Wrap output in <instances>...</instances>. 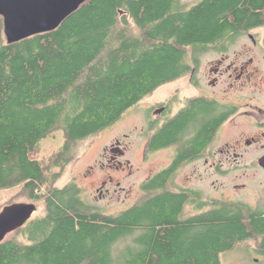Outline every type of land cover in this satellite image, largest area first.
I'll use <instances>...</instances> for the list:
<instances>
[{"label": "trees", "instance_id": "obj_1", "mask_svg": "<svg viewBox=\"0 0 264 264\" xmlns=\"http://www.w3.org/2000/svg\"><path fill=\"white\" fill-rule=\"evenodd\" d=\"M256 29L264 31V0H88L56 30L14 44L0 16V192L20 188L44 206L0 243V264H222L246 243L264 256V205L172 191L177 167L112 214L87 204L77 184L57 186L75 145L187 74L193 49ZM60 132L61 148L37 158L42 141Z\"/></svg>", "mask_w": 264, "mask_h": 264}, {"label": "flooded vegetation", "instance_id": "obj_2", "mask_svg": "<svg viewBox=\"0 0 264 264\" xmlns=\"http://www.w3.org/2000/svg\"><path fill=\"white\" fill-rule=\"evenodd\" d=\"M258 30L261 29L241 35L233 44L205 52H194L193 49L186 63L189 71L173 82L176 84L173 93L164 95L143 113L142 161L147 163L156 155H162L167 160L166 166L148 177L143 184L173 167L177 168L169 182V189L187 166L194 167V178L201 181L212 178L214 171L223 172L221 167L225 165L239 167L244 162L246 149L260 148V154L250 164L264 173V168L260 166V160L264 157V107L256 105L258 96L264 97V64L261 65V61L264 63V41ZM246 41L251 44L245 45ZM173 83L161 86V91L165 92L164 87ZM151 96L153 94L144 100L148 102ZM246 118L253 120V135L245 138L236 134L234 143L226 141L223 132L227 128L241 131ZM204 133L207 134L201 136ZM171 136L174 139L169 140ZM132 138L134 136L125 135L104 148L101 157L105 158L110 168L124 171L131 168L129 160H122L131 152ZM196 141L202 143L199 152L192 150ZM100 164L101 167L105 166L102 162ZM120 184L113 175L108 174L96 188L98 198L112 197L119 192L114 187H120ZM236 187L239 188L238 185ZM241 187L245 188V185ZM173 191L199 193L207 202L212 199L205 198L203 190L195 188L191 178Z\"/></svg>", "mask_w": 264, "mask_h": 264}, {"label": "rangeland", "instance_id": "obj_3", "mask_svg": "<svg viewBox=\"0 0 264 264\" xmlns=\"http://www.w3.org/2000/svg\"><path fill=\"white\" fill-rule=\"evenodd\" d=\"M180 1L185 5H193L201 0ZM257 32L263 38L264 31L258 30ZM244 44L250 45L251 43L246 41ZM262 64L264 63L261 61ZM175 87L176 84L173 83L164 87L166 89L165 92L161 91L162 88L157 90L150 97V102H147V100L140 102L138 106L130 109L123 118L111 127L89 140L76 144L72 150L75 160L68 167L57 186L62 188L70 183L77 184L82 190L84 201L106 214L123 212L136 205L144 197V191L140 185L152 174L163 169L166 166L165 163H167V160H164V156L162 155H156L147 163L142 161L144 144V133H142L144 128L142 123L143 113L150 105L158 102L164 95L173 93ZM186 92L189 93L188 91ZM258 98L256 105L264 107V97L259 95ZM252 123V119L246 118L243 120L241 131L227 128V131L225 130L226 132L224 131L225 133L223 132L222 135L226 141L232 143L237 140L234 137L236 134L238 136L244 135L245 138L250 137L255 131ZM125 135L134 136L132 138L133 143L130 147L131 152L122 160H129L131 168H126L125 171L110 168L105 158L101 157L104 148L110 146L115 139L123 138ZM63 140V134L61 132L57 133L54 138L43 140L40 145V150L35 153V156L39 159H48L51 154L61 148ZM259 154L260 148L246 149L244 162L239 167L235 168L225 165L221 167L223 172L218 173L214 171L212 178H207L203 181L192 176L193 166L184 167L183 171L175 178L176 181L173 182L170 190H177L179 186L185 185L188 179L191 178L194 187L203 190L205 198L211 197L217 200L242 202L252 207H260L264 205V173L253 168L250 164ZM100 162L105 166L101 167ZM228 169L230 171L226 173L225 171ZM200 171L201 173L203 172V167H201ZM108 174L113 175L117 182L121 183L120 187H114L119 192L112 197L107 196L106 198L100 199L98 198L96 188L99 186V182L106 179ZM203 177L205 178V176ZM237 185L239 188L236 187ZM243 185H245V188L241 187ZM123 188L125 190H122ZM12 199H14V203H31L24 200L23 195L20 193V188H17L0 192V207L3 209L11 205L8 203ZM33 203L38 207V211L34 216H38L43 212L44 206L42 203ZM189 211H191L189 214L195 213V210H192L191 207L187 209V212ZM255 247L256 245L254 243L240 245L233 251L222 256V264H264V256L258 255Z\"/></svg>", "mask_w": 264, "mask_h": 264}, {"label": "water", "instance_id": "obj_4", "mask_svg": "<svg viewBox=\"0 0 264 264\" xmlns=\"http://www.w3.org/2000/svg\"><path fill=\"white\" fill-rule=\"evenodd\" d=\"M88 0H0L7 44L52 32ZM264 168V157L260 160ZM38 211L34 203H14L0 212V243L24 227Z\"/></svg>", "mask_w": 264, "mask_h": 264}]
</instances>
